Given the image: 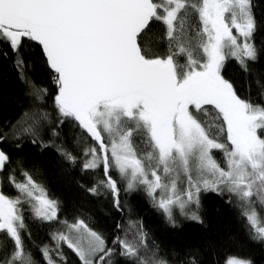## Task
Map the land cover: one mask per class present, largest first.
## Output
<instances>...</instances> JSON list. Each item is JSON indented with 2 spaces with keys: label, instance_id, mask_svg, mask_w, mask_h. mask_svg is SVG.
Listing matches in <instances>:
<instances>
[{
  "label": "snow or ice",
  "instance_id": "snow-or-ice-1",
  "mask_svg": "<svg viewBox=\"0 0 264 264\" xmlns=\"http://www.w3.org/2000/svg\"><path fill=\"white\" fill-rule=\"evenodd\" d=\"M254 8L253 0H0V56L11 53L27 97L18 117L0 124V264H68L65 248L79 264H173L142 221L125 218L122 191L144 192L173 226L178 217L202 223V192L227 195L264 242L256 212L264 91L258 100L241 95L226 72L235 61L251 74L264 59ZM33 49L51 91L32 80ZM64 129L86 141L76 155ZM25 141L98 177L86 192L111 197V235L79 212L66 216L34 178L39 169L25 170L4 148ZM25 213L47 242L32 239Z\"/></svg>",
  "mask_w": 264,
  "mask_h": 264
},
{
  "label": "trees",
  "instance_id": "trees-1",
  "mask_svg": "<svg viewBox=\"0 0 264 264\" xmlns=\"http://www.w3.org/2000/svg\"><path fill=\"white\" fill-rule=\"evenodd\" d=\"M253 3L257 20L264 24V0H253ZM255 42L258 47H264V28L255 35ZM28 55L33 63V82L43 84L51 91L53 86L44 70L39 49H33ZM226 72L241 95H250L254 100L260 98V93L264 91V59L256 62L251 74L242 72L235 61L226 64ZM257 79L261 81L260 85L256 83ZM26 104L25 87L17 77L11 53L8 58L0 56V124L14 121ZM61 140L73 155L86 143L80 130L75 129H64ZM4 148L14 160L23 163L25 170L39 169L38 173H33L34 178L46 187L50 198L61 203L66 209V216L79 212L100 231L111 235L118 215L112 208L111 197L107 194L94 197L86 192V188L92 186L98 177L81 174L77 168L68 166L54 148L41 150L28 141L19 149L7 143ZM121 197L125 204V218L131 216L142 221L159 245L160 255L173 264L187 261L189 255H196L199 264H225L228 257L250 260L251 264H264V242L252 239L254 229L246 217L240 215L234 203L229 202L227 195L202 192L199 210L202 223L178 217L175 226L169 224L164 215L153 207L144 192L125 194L122 191ZM25 217L32 239L37 244L47 242V234L31 222L28 213H25ZM64 251L68 264H79L71 250L65 248ZM33 252L39 261V252L35 248Z\"/></svg>",
  "mask_w": 264,
  "mask_h": 264
},
{
  "label": "rangeland",
  "instance_id": "rangeland-1",
  "mask_svg": "<svg viewBox=\"0 0 264 264\" xmlns=\"http://www.w3.org/2000/svg\"><path fill=\"white\" fill-rule=\"evenodd\" d=\"M256 212L260 226H264V206L259 204L256 205Z\"/></svg>",
  "mask_w": 264,
  "mask_h": 264
}]
</instances>
